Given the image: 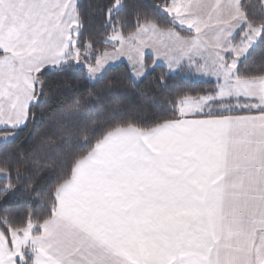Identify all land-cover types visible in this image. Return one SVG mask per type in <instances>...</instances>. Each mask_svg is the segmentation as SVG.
<instances>
[{
    "label": "snow or ice",
    "instance_id": "obj_1",
    "mask_svg": "<svg viewBox=\"0 0 264 264\" xmlns=\"http://www.w3.org/2000/svg\"><path fill=\"white\" fill-rule=\"evenodd\" d=\"M98 11L0 0V132L13 133L0 139V264H264V0ZM122 67L152 87L105 110L85 154L11 150L51 100L102 99Z\"/></svg>",
    "mask_w": 264,
    "mask_h": 264
},
{
    "label": "trees",
    "instance_id": "obj_2",
    "mask_svg": "<svg viewBox=\"0 0 264 264\" xmlns=\"http://www.w3.org/2000/svg\"><path fill=\"white\" fill-rule=\"evenodd\" d=\"M86 2L97 10V16L102 15L98 8L106 0ZM153 2L141 0L142 9L148 11ZM108 75L119 81L112 93L102 99L89 92L61 94L51 100L37 119L19 133L18 139L10 145L11 150L21 149L28 154L35 149L41 162L54 160L65 152H71L77 158L85 154L89 145L84 144V140H92L103 134L108 119L103 112L110 108L134 106L152 87L151 81L137 83L132 80L126 67L113 70ZM36 111L39 112V109Z\"/></svg>",
    "mask_w": 264,
    "mask_h": 264
},
{
    "label": "crops",
    "instance_id": "obj_3",
    "mask_svg": "<svg viewBox=\"0 0 264 264\" xmlns=\"http://www.w3.org/2000/svg\"><path fill=\"white\" fill-rule=\"evenodd\" d=\"M11 135H13L12 132H8V131L0 132V139L6 138V137L11 136Z\"/></svg>",
    "mask_w": 264,
    "mask_h": 264
}]
</instances>
